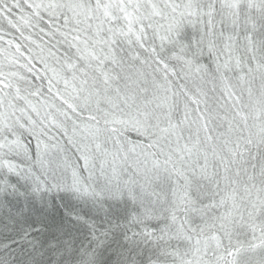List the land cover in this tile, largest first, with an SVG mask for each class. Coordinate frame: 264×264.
Here are the masks:
<instances>
[{"label":"snow or ice","instance_id":"1","mask_svg":"<svg viewBox=\"0 0 264 264\" xmlns=\"http://www.w3.org/2000/svg\"><path fill=\"white\" fill-rule=\"evenodd\" d=\"M0 264H264V0H0Z\"/></svg>","mask_w":264,"mask_h":264}]
</instances>
